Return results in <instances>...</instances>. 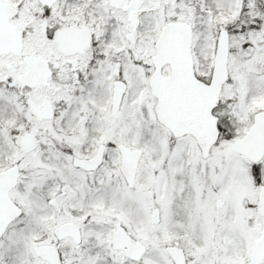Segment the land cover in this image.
I'll return each mask as SVG.
<instances>
[{"label":"snow or ice","instance_id":"6c2138e0","mask_svg":"<svg viewBox=\"0 0 264 264\" xmlns=\"http://www.w3.org/2000/svg\"><path fill=\"white\" fill-rule=\"evenodd\" d=\"M0 264H264V0H0Z\"/></svg>","mask_w":264,"mask_h":264}]
</instances>
